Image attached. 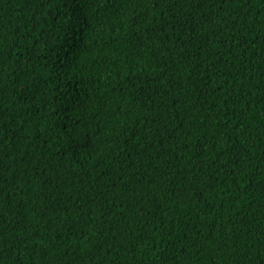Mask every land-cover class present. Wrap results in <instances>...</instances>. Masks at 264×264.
I'll list each match as a JSON object with an SVG mask.
<instances>
[{
	"label": "trees",
	"instance_id": "1",
	"mask_svg": "<svg viewBox=\"0 0 264 264\" xmlns=\"http://www.w3.org/2000/svg\"><path fill=\"white\" fill-rule=\"evenodd\" d=\"M0 264H264V0H0Z\"/></svg>",
	"mask_w": 264,
	"mask_h": 264
}]
</instances>
